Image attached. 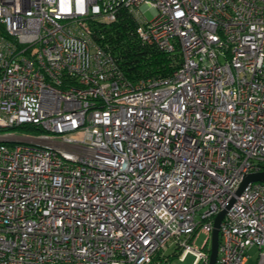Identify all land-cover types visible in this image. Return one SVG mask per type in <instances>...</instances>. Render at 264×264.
Returning a JSON list of instances; mask_svg holds the SVG:
<instances>
[{"label": "built area", "instance_id": "2783aa9c", "mask_svg": "<svg viewBox=\"0 0 264 264\" xmlns=\"http://www.w3.org/2000/svg\"><path fill=\"white\" fill-rule=\"evenodd\" d=\"M122 13L170 75L95 41ZM0 129V264H209L231 199L215 264H264V0H0Z\"/></svg>", "mask_w": 264, "mask_h": 264}, {"label": "trees", "instance_id": "16d2710c", "mask_svg": "<svg viewBox=\"0 0 264 264\" xmlns=\"http://www.w3.org/2000/svg\"><path fill=\"white\" fill-rule=\"evenodd\" d=\"M136 22L122 13L108 24L94 25V39L116 59L123 74L130 80L146 76H168L180 62L178 53L169 54L151 45L143 44L135 33ZM21 132L38 134L35 128H19ZM8 131L0 129V132ZM165 254L155 256L153 262L165 259Z\"/></svg>", "mask_w": 264, "mask_h": 264}, {"label": "water", "instance_id": "95a60500", "mask_svg": "<svg viewBox=\"0 0 264 264\" xmlns=\"http://www.w3.org/2000/svg\"><path fill=\"white\" fill-rule=\"evenodd\" d=\"M264 180V172L259 173H252L245 175L239 188L236 191V194L239 195L242 191V189L249 183L254 181H261ZM233 202V199H231L227 205L221 209L214 217L213 222V230L211 234V242H210V260L209 264H215L218 256V244H219V228L221 221L225 215L226 209L230 206V204Z\"/></svg>", "mask_w": 264, "mask_h": 264}, {"label": "rangeland", "instance_id": "374dc122", "mask_svg": "<svg viewBox=\"0 0 264 264\" xmlns=\"http://www.w3.org/2000/svg\"><path fill=\"white\" fill-rule=\"evenodd\" d=\"M146 15L150 18L149 12H146ZM13 131L15 132L16 135H22L23 133L21 132L22 130L19 128H14ZM10 133L9 131H2L0 132V135ZM13 133V132H11ZM206 238V235L204 233H199L195 239L194 242V247H201L204 243V240ZM173 248L168 247L166 252H170ZM258 249L256 247H252L249 251V257L247 259V262L245 264H256L258 260ZM194 261V255L191 253H188L183 260H179L177 257L170 258L169 264H193ZM152 264H166V262L161 259L159 260L158 263L153 262Z\"/></svg>", "mask_w": 264, "mask_h": 264}, {"label": "crops", "instance_id": "0c3cea01", "mask_svg": "<svg viewBox=\"0 0 264 264\" xmlns=\"http://www.w3.org/2000/svg\"><path fill=\"white\" fill-rule=\"evenodd\" d=\"M167 251V250H166ZM164 251L163 253L167 256V257H170L169 255L172 253L173 249L170 251V252H166ZM170 258H173V257H170Z\"/></svg>", "mask_w": 264, "mask_h": 264}]
</instances>
